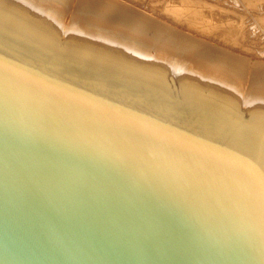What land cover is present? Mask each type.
Wrapping results in <instances>:
<instances>
[{"label": "water", "instance_id": "obj_1", "mask_svg": "<svg viewBox=\"0 0 264 264\" xmlns=\"http://www.w3.org/2000/svg\"><path fill=\"white\" fill-rule=\"evenodd\" d=\"M0 264H264V60L123 65L0 15Z\"/></svg>", "mask_w": 264, "mask_h": 264}, {"label": "rangeland", "instance_id": "obj_2", "mask_svg": "<svg viewBox=\"0 0 264 264\" xmlns=\"http://www.w3.org/2000/svg\"><path fill=\"white\" fill-rule=\"evenodd\" d=\"M116 1L106 10L111 0H0V15L65 48L123 65L194 63L195 46L209 45L198 33L208 24L168 20L136 0Z\"/></svg>", "mask_w": 264, "mask_h": 264}, {"label": "bare ground", "instance_id": "obj_3", "mask_svg": "<svg viewBox=\"0 0 264 264\" xmlns=\"http://www.w3.org/2000/svg\"><path fill=\"white\" fill-rule=\"evenodd\" d=\"M136 2L148 7L153 14L163 15L168 20L176 21L179 17L186 18L185 22H189L190 25H209V29L198 30L201 35L206 34L210 42L208 46L204 43L195 46L194 63L264 60V0H136ZM116 3V0L106 2L105 9H114ZM165 3L171 5L169 13L162 10Z\"/></svg>", "mask_w": 264, "mask_h": 264}]
</instances>
